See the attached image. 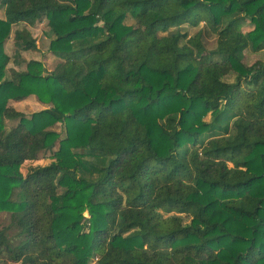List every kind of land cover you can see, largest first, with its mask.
Returning <instances> with one entry per match:
<instances>
[{"label":"trees","instance_id":"16d2710c","mask_svg":"<svg viewBox=\"0 0 264 264\" xmlns=\"http://www.w3.org/2000/svg\"><path fill=\"white\" fill-rule=\"evenodd\" d=\"M0 9V264H264V61L241 58L264 51V0ZM43 18L55 69H8L12 27L35 51ZM201 25L212 50L182 32ZM31 95L49 107L16 112Z\"/></svg>","mask_w":264,"mask_h":264},{"label":"rangeland","instance_id":"374dc122","mask_svg":"<svg viewBox=\"0 0 264 264\" xmlns=\"http://www.w3.org/2000/svg\"><path fill=\"white\" fill-rule=\"evenodd\" d=\"M0 19H3V10L1 9H0ZM132 23L133 22L131 19H128L126 21L127 25H130ZM22 27H23L22 25L12 27L8 39H6V41L4 42L3 45L4 52L10 58L8 69L13 68L15 70H20V69L23 70L24 65H22L20 68H17L18 66L13 64L14 59H16V61L19 60L20 62L39 61L44 65L46 71L48 72L53 71L57 63H59V60L55 58L49 51V44L50 41L53 39V36L49 30L47 20L43 18L41 21L37 22L34 27L30 28L33 39L36 40L37 50L35 51L18 52L17 48L15 47V44L12 40L13 32L15 29H20ZM199 30H203L201 42L205 46V48L207 50L214 49L216 46V37L211 33L207 32L204 29L203 25L199 26L198 28H190L186 26L182 28V32L187 33L188 37L194 36ZM241 58H242V63L244 65L250 66V64L256 61H264V51L259 53H253L250 50L244 49L242 50ZM7 76H9V73ZM226 81L232 83L234 82V79L232 77H229L226 79ZM10 103L12 104L16 112L21 113L28 117L34 113H37L49 107L47 105L40 103L34 95H31L30 97L28 96L27 98H25L20 102H10ZM54 129H56L57 131H59L60 129L61 131V128H59V126H57ZM51 161H52L51 154L49 152H46L39 161L31 165L27 164L23 166L22 173H24L25 169L29 166H38V165L44 166V165H48ZM0 225H4V226L8 225L7 216L4 214H0ZM5 264H11V263H5Z\"/></svg>","mask_w":264,"mask_h":264}]
</instances>
